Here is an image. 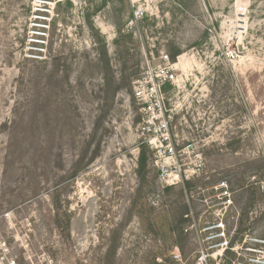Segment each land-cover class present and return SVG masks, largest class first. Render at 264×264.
Wrapping results in <instances>:
<instances>
[{"label":"rangeland","instance_id":"374dc122","mask_svg":"<svg viewBox=\"0 0 264 264\" xmlns=\"http://www.w3.org/2000/svg\"><path fill=\"white\" fill-rule=\"evenodd\" d=\"M32 1L0 0V264L264 251V0L63 1L44 53ZM162 55L174 159L144 140L133 94ZM218 224L238 249L222 260Z\"/></svg>","mask_w":264,"mask_h":264},{"label":"built area","instance_id":"2783aa9c","mask_svg":"<svg viewBox=\"0 0 264 264\" xmlns=\"http://www.w3.org/2000/svg\"><path fill=\"white\" fill-rule=\"evenodd\" d=\"M63 1L68 0L32 1L30 12L34 21L32 23V42L37 47L35 49L40 50V53L44 51V45L47 46L48 44L50 24L57 14L58 5L60 6ZM160 60L161 63L158 65H148L142 76L134 82L133 94L139 105L144 140L152 146L158 157L174 159L177 156V149L171 133L173 109L171 108V99L168 97V90L175 86L178 81V66L177 63L171 61L168 55H162ZM217 228L221 229L223 225L208 227L205 231ZM221 231L214 233L213 236L218 240L224 239V242L220 241L215 244L216 248L223 247L222 253L219 255L222 260L224 252L230 250L238 252V249L235 246H230V243L225 240V233ZM248 251L247 256L238 253V258L228 264H264L263 250L250 248ZM214 258L218 260V255ZM199 264H208V255L203 253Z\"/></svg>","mask_w":264,"mask_h":264},{"label":"trees","instance_id":"16d2710c","mask_svg":"<svg viewBox=\"0 0 264 264\" xmlns=\"http://www.w3.org/2000/svg\"><path fill=\"white\" fill-rule=\"evenodd\" d=\"M139 163H140L142 166L146 164V158H145V155H144V154H142V156L140 157V161H139Z\"/></svg>","mask_w":264,"mask_h":264}]
</instances>
